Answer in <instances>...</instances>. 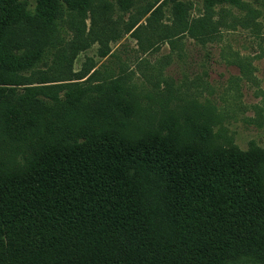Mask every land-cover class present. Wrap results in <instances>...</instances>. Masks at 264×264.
Returning a JSON list of instances; mask_svg holds the SVG:
<instances>
[{
	"label": "trees",
	"instance_id": "obj_1",
	"mask_svg": "<svg viewBox=\"0 0 264 264\" xmlns=\"http://www.w3.org/2000/svg\"><path fill=\"white\" fill-rule=\"evenodd\" d=\"M25 1L0 0V264L264 263V149L242 151L229 135L225 144L213 124L202 142L183 141L177 110L144 89L167 84L166 65L142 75L107 60L75 68L96 42L101 58L117 57L110 43L125 34L146 52V25L172 49L184 37L207 47L247 28L251 6L203 0L195 14L192 0H152L120 32L96 17L94 0H78L77 43L65 52L56 0ZM87 11L97 19L89 30ZM221 55L252 72L253 57ZM148 101L151 130L140 125ZM207 104L203 114L217 118Z\"/></svg>",
	"mask_w": 264,
	"mask_h": 264
},
{
	"label": "rangeland",
	"instance_id": "obj_2",
	"mask_svg": "<svg viewBox=\"0 0 264 264\" xmlns=\"http://www.w3.org/2000/svg\"><path fill=\"white\" fill-rule=\"evenodd\" d=\"M77 1L56 0L55 3L58 31L63 34L65 52H70V46L77 43V22L82 19L79 11L73 7ZM151 1L135 0L133 8L124 12L120 7V0H94L93 12L96 17L104 18L101 23L105 27L111 29L110 27L115 26L121 32L124 24L132 18L138 17L141 7ZM192 1L195 5V9L192 11L198 14L203 0ZM244 1L251 6L250 9L253 11L250 15V24L247 28L241 27L237 30L225 31L222 40L218 43H209L207 47H202L190 37H184L179 38L175 44L177 47L172 49L167 41L155 40V37L150 36L152 29L146 25L147 28L139 31L140 38H142L140 42L144 44L146 52L140 48L139 40L136 37L125 34L121 40L110 43L111 53L117 57L101 58L99 54L102 46L96 42L80 51L75 59V68L80 70L87 66L91 60L99 63L107 60L114 68H118L117 63L119 65L124 63L123 66L128 64L142 75V71L157 72L158 66L166 65L164 69L165 77L168 80L167 84L162 83L159 89L147 84L148 86L145 85L144 89L147 90L146 93H150L152 98L162 96L164 104L168 102L170 110H177L178 119L183 129V131L180 130L183 141L186 143L202 142L204 136L201 134L203 133L202 128L213 124L210 130L214 131L221 139L224 138L225 141L222 142L225 144H228L226 138L229 135L234 137L242 151H247L252 144L264 149V0ZM25 2L27 7L33 9L37 0H26ZM169 11L170 8L165 9L163 19L165 23H170L171 14ZM82 16L86 17L85 22L88 30L97 24V19L94 21L91 18L92 11L82 13ZM107 18L111 19L107 20ZM143 22H146V18L143 19ZM51 34L53 35L52 27ZM52 38L56 41V37ZM235 50L243 56L254 58L252 72L242 74L238 66L226 63L221 54L230 58L231 52ZM170 55L172 58H168ZM140 58L143 59L141 66L138 63ZM167 60L170 61L169 64H166ZM186 92L190 95H185ZM209 101L218 108L216 113L220 116L218 115L217 118L210 119L209 114H203L207 111L206 105ZM148 104L150 106H143L145 108L142 115L145 121L140 124L146 128L153 123L155 113L157 114L154 102L148 101ZM197 109L199 113L201 112L200 115ZM135 124L137 125V122ZM191 128H196L197 131H192ZM204 134L206 133L204 132ZM1 137H4V134L3 129L0 128ZM218 141L221 140L218 139L216 142ZM9 156L6 154L4 158H9ZM240 264L264 263L250 260Z\"/></svg>",
	"mask_w": 264,
	"mask_h": 264
}]
</instances>
